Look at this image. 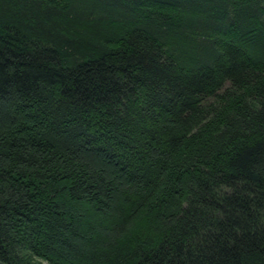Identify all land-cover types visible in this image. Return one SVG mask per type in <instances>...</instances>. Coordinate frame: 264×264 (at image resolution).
Here are the masks:
<instances>
[{
	"label": "trees",
	"instance_id": "obj_1",
	"mask_svg": "<svg viewBox=\"0 0 264 264\" xmlns=\"http://www.w3.org/2000/svg\"><path fill=\"white\" fill-rule=\"evenodd\" d=\"M0 261L264 264V0H0Z\"/></svg>",
	"mask_w": 264,
	"mask_h": 264
},
{
	"label": "water",
	"instance_id": "obj_2",
	"mask_svg": "<svg viewBox=\"0 0 264 264\" xmlns=\"http://www.w3.org/2000/svg\"><path fill=\"white\" fill-rule=\"evenodd\" d=\"M0 264H7V263H4V262L0 261Z\"/></svg>",
	"mask_w": 264,
	"mask_h": 264
}]
</instances>
